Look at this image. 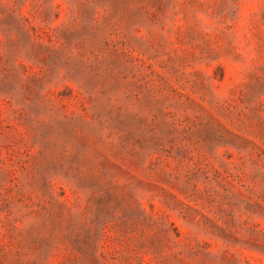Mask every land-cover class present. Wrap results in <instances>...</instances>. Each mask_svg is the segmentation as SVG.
<instances>
[{"label":"rangeland","instance_id":"rangeland-1","mask_svg":"<svg viewBox=\"0 0 264 264\" xmlns=\"http://www.w3.org/2000/svg\"><path fill=\"white\" fill-rule=\"evenodd\" d=\"M0 264H264V0H0Z\"/></svg>","mask_w":264,"mask_h":264}]
</instances>
